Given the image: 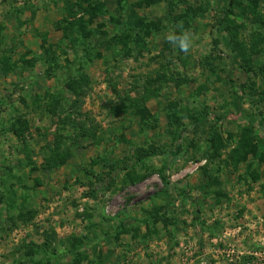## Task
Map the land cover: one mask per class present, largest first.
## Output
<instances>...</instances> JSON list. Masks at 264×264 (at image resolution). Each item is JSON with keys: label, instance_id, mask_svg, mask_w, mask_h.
Listing matches in <instances>:
<instances>
[{"label": "rangeland", "instance_id": "1", "mask_svg": "<svg viewBox=\"0 0 264 264\" xmlns=\"http://www.w3.org/2000/svg\"><path fill=\"white\" fill-rule=\"evenodd\" d=\"M0 264H264V0H0Z\"/></svg>", "mask_w": 264, "mask_h": 264}, {"label": "clouds", "instance_id": "2", "mask_svg": "<svg viewBox=\"0 0 264 264\" xmlns=\"http://www.w3.org/2000/svg\"><path fill=\"white\" fill-rule=\"evenodd\" d=\"M165 39L173 47L179 48L185 54L189 53L195 46L193 34L189 29H183L179 34L175 31H170L166 34Z\"/></svg>", "mask_w": 264, "mask_h": 264}, {"label": "trees", "instance_id": "3", "mask_svg": "<svg viewBox=\"0 0 264 264\" xmlns=\"http://www.w3.org/2000/svg\"><path fill=\"white\" fill-rule=\"evenodd\" d=\"M232 2V1H231Z\"/></svg>", "mask_w": 264, "mask_h": 264}]
</instances>
